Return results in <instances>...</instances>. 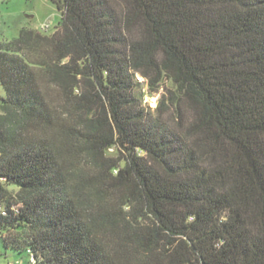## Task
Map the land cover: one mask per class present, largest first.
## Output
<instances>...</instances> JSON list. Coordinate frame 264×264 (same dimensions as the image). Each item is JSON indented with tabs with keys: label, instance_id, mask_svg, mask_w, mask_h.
Segmentation results:
<instances>
[{
	"label": "trees",
	"instance_id": "trees-1",
	"mask_svg": "<svg viewBox=\"0 0 264 264\" xmlns=\"http://www.w3.org/2000/svg\"><path fill=\"white\" fill-rule=\"evenodd\" d=\"M49 1L52 34L0 39L4 247L264 264V0Z\"/></svg>",
	"mask_w": 264,
	"mask_h": 264
},
{
	"label": "rangeland",
	"instance_id": "rangeland-1",
	"mask_svg": "<svg viewBox=\"0 0 264 264\" xmlns=\"http://www.w3.org/2000/svg\"><path fill=\"white\" fill-rule=\"evenodd\" d=\"M60 18V12L49 0H0V39L12 40L18 37L22 28L50 35L58 26ZM45 25L48 26L46 31L42 30ZM4 95L0 84V98ZM136 95L142 99L143 105L154 108L160 94H151L147 84L142 82ZM0 264H30V256L26 251L5 248L0 240Z\"/></svg>",
	"mask_w": 264,
	"mask_h": 264
},
{
	"label": "built area",
	"instance_id": "built-area-1",
	"mask_svg": "<svg viewBox=\"0 0 264 264\" xmlns=\"http://www.w3.org/2000/svg\"><path fill=\"white\" fill-rule=\"evenodd\" d=\"M47 29H48V26L47 25L42 26V30L46 31ZM0 213L1 214H4L5 213L2 204H0ZM30 264H34V261L32 259L30 260Z\"/></svg>",
	"mask_w": 264,
	"mask_h": 264
}]
</instances>
